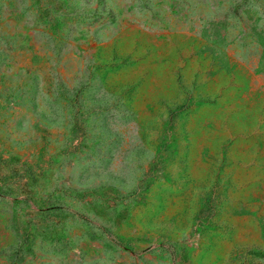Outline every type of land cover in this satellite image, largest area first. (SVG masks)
<instances>
[{
	"label": "rangeland",
	"instance_id": "rangeland-1",
	"mask_svg": "<svg viewBox=\"0 0 264 264\" xmlns=\"http://www.w3.org/2000/svg\"><path fill=\"white\" fill-rule=\"evenodd\" d=\"M0 264H264V0H0Z\"/></svg>",
	"mask_w": 264,
	"mask_h": 264
}]
</instances>
